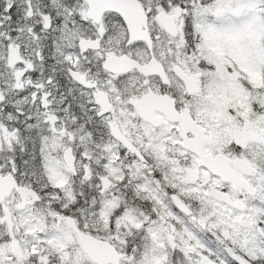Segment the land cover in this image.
Instances as JSON below:
<instances>
[{
    "label": "snow or ice",
    "instance_id": "1",
    "mask_svg": "<svg viewBox=\"0 0 264 264\" xmlns=\"http://www.w3.org/2000/svg\"><path fill=\"white\" fill-rule=\"evenodd\" d=\"M0 264H264V0H0Z\"/></svg>",
    "mask_w": 264,
    "mask_h": 264
}]
</instances>
